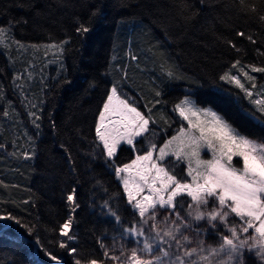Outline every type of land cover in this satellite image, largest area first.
<instances>
[{
  "label": "trees",
  "instance_id": "1",
  "mask_svg": "<svg viewBox=\"0 0 264 264\" xmlns=\"http://www.w3.org/2000/svg\"><path fill=\"white\" fill-rule=\"evenodd\" d=\"M251 4L256 13L247 10ZM260 15L264 0H245L243 8L239 0H0V27L8 29L9 45L0 47V215L11 212L34 228L30 234L15 221L0 220V264H55L43 249L58 254L61 264L101 256L98 239L108 245L122 232L104 201L125 226L138 219L96 148L95 122L113 84L146 115L151 108L156 121L145 138H137L135 150L118 149L117 164L143 154L145 140L159 146L186 125L173 111L185 95L212 105L241 132L264 138V114L240 88L220 80L226 71L243 75L242 67L264 92V73L248 67H264ZM81 25L89 31L78 33ZM48 43L63 47L59 61L46 53ZM237 59L240 65L232 68ZM169 69L181 78H169ZM33 75L40 77L41 91L31 85ZM31 113L39 117V129ZM167 166L178 178L185 174L174 158ZM73 188L76 238L67 242L75 254L58 246ZM245 260L261 264L249 253Z\"/></svg>",
  "mask_w": 264,
  "mask_h": 264
},
{
  "label": "snow or ice",
  "instance_id": "2",
  "mask_svg": "<svg viewBox=\"0 0 264 264\" xmlns=\"http://www.w3.org/2000/svg\"><path fill=\"white\" fill-rule=\"evenodd\" d=\"M239 3L243 8L245 0ZM247 10L256 13L257 6L248 5ZM259 20L264 23V15ZM76 31L86 33L89 29L81 25ZM7 33L8 29L0 27V47L9 46ZM237 35L244 37L245 33ZM247 39L255 42L251 35ZM16 43L24 47L19 41ZM64 43L67 41L61 45ZM228 43L235 48L231 41ZM60 51L63 52V47ZM239 65L237 59L231 67ZM248 67L253 72L264 73V67ZM240 71L255 88V77L242 67ZM166 74L169 78H181L171 69ZM220 80L240 88L264 114V92L252 99L253 92L230 71L224 72ZM173 111L186 125L181 123L175 134L159 146L145 140L143 154H136L128 163L117 164L114 158L118 149L128 145L135 150L137 138H145L150 133V123L156 121L151 108L146 115L135 101L130 103L123 98L116 84L111 87L95 122V138L99 142L96 148L106 155L108 166L122 183L127 203L138 219L134 217L130 226H125L108 201L102 207L121 225V239L130 237L134 246L128 248L121 243L117 249L115 243L110 247L98 239L102 255L74 258V264H246V251L254 252L264 264V138L241 132L225 115L211 107L198 106L188 95L175 104ZM3 114L7 116L8 112ZM31 115L39 129V117L35 113ZM202 153H210L211 158L204 159ZM23 155L29 158L30 153L25 151ZM172 158L177 164L185 165V174L180 178L167 166ZM234 158H238L236 163ZM66 201L69 215L58 225L59 234L65 239L58 246L75 254L77 248L67 242L76 238L71 231L73 214L79 208L75 188L67 194ZM0 220L15 221L28 233H34L32 226L22 223L11 212L0 215ZM201 222L206 226L202 227ZM208 238L214 242L209 243ZM43 251L55 264H61L58 254H53L51 249Z\"/></svg>",
  "mask_w": 264,
  "mask_h": 264
},
{
  "label": "rangeland",
  "instance_id": "3",
  "mask_svg": "<svg viewBox=\"0 0 264 264\" xmlns=\"http://www.w3.org/2000/svg\"><path fill=\"white\" fill-rule=\"evenodd\" d=\"M46 45H52V43H48V44H46ZM46 48H47L46 53H48V54L50 55V57L53 58V60H55V61H59V58H60V57H59V56H60L59 54H60V52H61L60 49L57 48V47H46ZM230 73H231V75L238 76V78L241 79V82L245 85V87L248 88L250 91L253 92V94L256 95L255 99L258 98L257 93H262V89H263V88H262V89L260 88V86H259L260 81L257 80V77H256L255 75H251V74H249V75L255 77V81H254V83H255L256 87L253 88V87H252V83H253V82L248 81L247 78H246L244 75H242V74H240V73H234V72H230ZM30 80H31V85H37V86H38V90L41 91V87L39 86V85H40V77H38L37 75H33V76L30 77ZM39 87H40V89H39ZM110 89H111V88H110ZM38 90H37V91H38ZM188 96H190V98H191L193 101H195L196 104H197L198 106H201V107H211V108H213L214 110L218 111V110H217L215 107H213L212 105H202V104L198 103L197 100H196V98H195L193 95H188ZM218 112H220V111H218ZM220 113H221V112H220ZM174 134H175V133H174ZM174 134H173V135H174ZM202 157H203L204 159H209V158H211V154H210V153H206V154H205V153H202ZM134 158H135V157H134ZM129 162H130V161H129ZM127 163H128V162H127ZM234 163H235V162H234ZM237 166H239V165H237ZM161 212L163 213V210H161ZM3 221H5V220H3ZM201 226H202V227H205L206 224H204V222H201ZM208 242H209V243H213L212 241H209V240H208ZM114 243H115L117 249H118V247H119V245H120L121 243L126 244V246H127L128 248H131V247L134 246V244L131 242V238H130V237L125 238V239H121V233H120V234H115V235H113V236L111 237V241H110V243L108 244V246L111 247ZM246 253H249V254H252L253 256H255V255H254V252H247V251H246ZM255 257H256V256H255Z\"/></svg>",
  "mask_w": 264,
  "mask_h": 264
}]
</instances>
